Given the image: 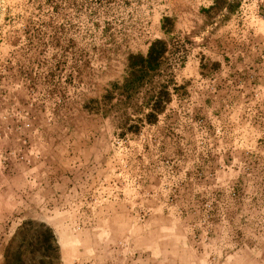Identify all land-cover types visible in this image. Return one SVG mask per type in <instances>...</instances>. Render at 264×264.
<instances>
[{
    "label": "rangeland",
    "instance_id": "rangeland-1",
    "mask_svg": "<svg viewBox=\"0 0 264 264\" xmlns=\"http://www.w3.org/2000/svg\"><path fill=\"white\" fill-rule=\"evenodd\" d=\"M155 39L170 100L121 127ZM41 223L57 264H264V0H0V264Z\"/></svg>",
    "mask_w": 264,
    "mask_h": 264
},
{
    "label": "trees",
    "instance_id": "trees-1",
    "mask_svg": "<svg viewBox=\"0 0 264 264\" xmlns=\"http://www.w3.org/2000/svg\"><path fill=\"white\" fill-rule=\"evenodd\" d=\"M167 40L155 39L150 42L145 54L128 53L124 75L119 82H113L103 95L101 112L111 116L125 126L129 112L144 115L147 122H153L164 105L170 100L169 86L174 83L172 70L175 61L181 66L183 57L174 63L165 56ZM176 64V63H175ZM31 254L38 253V264H57L58 247L54 243L52 231L44 224H39L31 243ZM27 247L18 244L13 250L6 248L5 254L12 257L13 264H24ZM6 258V255H5ZM6 264V259H5Z\"/></svg>",
    "mask_w": 264,
    "mask_h": 264
}]
</instances>
